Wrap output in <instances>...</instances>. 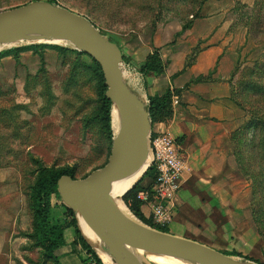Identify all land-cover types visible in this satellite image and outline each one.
<instances>
[{
    "label": "rangeland",
    "instance_id": "374dc122",
    "mask_svg": "<svg viewBox=\"0 0 264 264\" xmlns=\"http://www.w3.org/2000/svg\"><path fill=\"white\" fill-rule=\"evenodd\" d=\"M45 1L85 17L114 41L123 52L122 68L127 78L128 65L139 68L131 62L133 55L141 58L152 40L187 28L208 0H0V13ZM245 1L234 5L231 17L237 26L233 29L247 31L233 85L238 95L233 100L238 97L242 105L243 125L251 123L254 129L247 136L246 148L234 150L232 143V183L244 190L241 199L250 208V215L256 217L258 256H263L264 159L259 167L257 135L261 120L258 112L264 114V0ZM33 47L21 52L17 62L11 58L5 66L0 65V264H52L43 258L32 233L30 194L37 173L42 169H66L76 180L86 178L106 165L116 132L112 108L110 136L99 124L96 66L88 57L61 43L20 42L0 53ZM140 90L145 93L144 86ZM236 139L241 141L242 136L236 135ZM253 145L256 151L251 149ZM122 197L121 204L133 215ZM58 198L53 196L51 200L53 214L63 220L64 211L56 213L65 207ZM144 217L153 224L148 212ZM168 227L155 225L152 229L169 232Z\"/></svg>",
    "mask_w": 264,
    "mask_h": 264
},
{
    "label": "crops",
    "instance_id": "0c3cea01",
    "mask_svg": "<svg viewBox=\"0 0 264 264\" xmlns=\"http://www.w3.org/2000/svg\"><path fill=\"white\" fill-rule=\"evenodd\" d=\"M236 3L246 1L208 0L188 30L176 29L164 39L152 40L146 54L133 55L131 62L142 67L158 50L164 73L142 77L144 94L160 97L172 92L171 118L152 126L153 132H167L176 139L187 167L169 233L261 264L250 208L241 199L244 190L232 183V135L245 119L232 94L247 36L246 29H233ZM10 59H2L0 65ZM59 210L63 209L56 213ZM84 254L80 246L69 244L55 251L60 264H84Z\"/></svg>",
    "mask_w": 264,
    "mask_h": 264
},
{
    "label": "water",
    "instance_id": "95a60500",
    "mask_svg": "<svg viewBox=\"0 0 264 264\" xmlns=\"http://www.w3.org/2000/svg\"><path fill=\"white\" fill-rule=\"evenodd\" d=\"M11 42L69 45L91 58L101 70L105 97L111 108H116L120 120L107 163L82 180L62 176L57 181V191L65 207L76 218L78 231V217H82L114 264H152L132 252L196 264H258L152 229L121 211L112 200L110 185L138 171L146 163L150 156L152 132L147 98L126 78L122 50L116 43L85 17L46 1L0 13V45ZM80 235L84 239L81 232Z\"/></svg>",
    "mask_w": 264,
    "mask_h": 264
},
{
    "label": "trees",
    "instance_id": "16d2710c",
    "mask_svg": "<svg viewBox=\"0 0 264 264\" xmlns=\"http://www.w3.org/2000/svg\"><path fill=\"white\" fill-rule=\"evenodd\" d=\"M50 3L55 4L54 2H50ZM191 24L192 23L190 22L187 28L184 27L182 29V33L188 30ZM110 41L112 40L110 39ZM28 49H35V47L17 49L13 51H6L0 53V61L2 59L11 57L17 62L20 53ZM78 55L86 56L85 54L82 53H78ZM89 59L96 66L97 97L99 101V111L97 114V118L104 133L110 136L111 134L110 111L112 105L105 97L106 88L104 86L101 70L99 66L91 58ZM138 72L143 76H148V75L160 76L164 73V64L162 62L158 50H155L153 53H150L147 56L143 66L138 68ZM234 95L235 96L238 95V92L236 94L235 89L232 94V100L234 98ZM171 100H172V92L170 90H168L164 95L160 97H148L149 103L147 106V111L149 113V117L152 125L156 123L166 122L171 118L172 116ZM233 101L237 106L242 108V105L240 104L238 97H236ZM258 117L261 118V120L258 121V135H257L258 165L260 167V162L261 160L264 159V114L258 112ZM251 129L253 130L254 127L253 124L249 123L247 125H243L237 132H235L232 135L231 141L234 145V150L238 148L241 149L247 147L248 145L247 136ZM236 135L242 136L241 141L236 139ZM251 149L253 151H256L257 146L253 145ZM259 155H261V158H259ZM62 176H70L71 178L75 179L72 175V172L66 169H42L37 173L30 194L31 195L30 208L32 212L31 226H32L33 238L36 241L37 245L39 246L43 258L49 263L60 264L58 259L55 257V251L69 244L72 246H80L85 253L91 255L94 258L96 264H101L97 255L93 252V250L87 245V243L81 237L80 232L78 231L77 228V220L74 217L73 213L64 207L63 220L56 219L53 214V207L51 204V200L53 196L57 200L59 199L58 198L59 194L57 191V181ZM155 178H156V171L151 166L144 174L143 179L140 180L139 183H137L132 189H130L122 197V200L127 205L129 211L134 215V217L137 218L141 223H143L144 225L150 228H155V225L152 224L150 220H147L144 217L143 213L141 212V202L137 199V195L142 190L151 188L153 182L155 181ZM144 181H146L145 184H143ZM252 219L255 227L257 228L258 225L256 223L257 221L254 215H252ZM159 231L163 233H169L168 230L166 229H159ZM261 264H264V255H263V262H261Z\"/></svg>",
    "mask_w": 264,
    "mask_h": 264
},
{
    "label": "built area",
    "instance_id": "2783aa9c",
    "mask_svg": "<svg viewBox=\"0 0 264 264\" xmlns=\"http://www.w3.org/2000/svg\"><path fill=\"white\" fill-rule=\"evenodd\" d=\"M127 69L129 82L141 91L143 75L138 72V68L128 65ZM149 146L151 166L156 171V178L151 188L138 193L137 199L141 202V210L146 209L148 215L152 217L154 225L167 227L174 216L175 198L179 192V181L186 170V165L180 155L176 139L167 132L152 131ZM143 215H145L144 212ZM86 258L87 264H96L91 255L86 254Z\"/></svg>",
    "mask_w": 264,
    "mask_h": 264
},
{
    "label": "bare ground",
    "instance_id": "6f19581e",
    "mask_svg": "<svg viewBox=\"0 0 264 264\" xmlns=\"http://www.w3.org/2000/svg\"><path fill=\"white\" fill-rule=\"evenodd\" d=\"M19 43L20 42H11L5 45H0V50L4 48L16 46ZM112 124L114 130L117 132L120 127V120H119L118 112L115 107H113L112 110ZM151 162L152 159L150 155L146 163L142 166V168H140L138 171L134 172L133 174L129 175L128 177L116 181L110 185L109 194L112 200L114 201V203L116 204V206L121 211L127 213L126 209L123 207V205L120 202L121 197L125 195L137 181L140 180L139 178H141L143 174L146 172V170H148V168L151 165ZM78 226L82 236L87 241V243L94 249V251L97 253L98 257L102 260V262L105 264H114L111 257L108 254V251L104 248L103 244L98 239V237L86 225L82 217H78ZM132 254L138 258H143L151 263L155 262L158 264H196L190 261H185L176 258H173L172 260V259H168L169 257H162V256L152 255L142 252H132Z\"/></svg>",
    "mask_w": 264,
    "mask_h": 264
}]
</instances>
